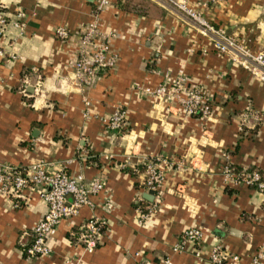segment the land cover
<instances>
[{
    "label": "crops",
    "instance_id": "obj_1",
    "mask_svg": "<svg viewBox=\"0 0 264 264\" xmlns=\"http://www.w3.org/2000/svg\"><path fill=\"white\" fill-rule=\"evenodd\" d=\"M98 1L0 0L7 20L0 37V162H44L48 173L62 169L102 184L89 197L91 206L59 221L46 239L50 253L30 259L24 247L45 205L32 190L17 207L0 195V264L76 258L79 264H159L166 257L171 264H207L213 244L251 264L264 242L261 194L226 183L219 170L227 155L234 166L264 174V79L216 54L187 17L159 0H109L97 11ZM204 1L212 24L250 51L264 50V0ZM18 11L25 14L20 28L13 24ZM94 14L117 59L97 73L84 106L71 67L79 31ZM60 26L65 39L54 34ZM178 69L184 88L198 87L210 98L207 118L185 114L175 99L157 101L140 91ZM117 108L125 111V125L109 130L100 119ZM246 109L258 119L243 117ZM152 158L164 175L156 206L141 223L134 199L151 201L141 187V163ZM91 213L106 220L107 230L84 253L69 232ZM191 226L202 233L199 255L189 242L171 252Z\"/></svg>",
    "mask_w": 264,
    "mask_h": 264
},
{
    "label": "built area",
    "instance_id": "obj_2",
    "mask_svg": "<svg viewBox=\"0 0 264 264\" xmlns=\"http://www.w3.org/2000/svg\"><path fill=\"white\" fill-rule=\"evenodd\" d=\"M159 1L187 17L197 32L208 38L216 54L226 55L233 62L256 72L260 78L264 79V50L252 52L239 40L227 34L222 27L212 24L205 17L206 1ZM108 2L109 0H99L96 10L100 11ZM24 16L23 12H16L17 21L13 22L15 27H22L21 19ZM94 16L95 18L87 22L79 31L75 58L71 67L73 85L81 91L84 106L89 103L86 94L93 85L97 73L100 70L111 68L117 59L116 53L108 51L110 36L99 31L96 14ZM6 23V17L0 8V37L5 30ZM54 34L60 39H65L68 36V32L62 26L57 27ZM2 55L3 51L0 48V56ZM167 82L170 83V88H166ZM185 82L184 73L178 69L172 77L168 71L163 72L162 80L153 88L145 86L139 87V89L145 95L153 96L157 101L175 99L187 115L198 114L207 118L211 110L210 98L198 87L184 88ZM251 112L250 109H246L243 117L250 113L257 120L258 117ZM100 121L109 130H120L125 125V111L117 108L109 116L101 118ZM225 159L219 170L223 180L228 184L251 187L259 192L261 194V209L264 213V174L255 168L234 166L229 162L227 155ZM46 165L44 162L24 166L0 162V195L11 199L12 205L17 207L19 200H25V191L32 190L37 193L45 205V212L31 227L29 242L24 247L27 259L48 255L51 249L46 244V239L54 232L59 221L74 217L82 206H91L89 197L98 193L102 188V184L97 178L86 181L81 173L70 176L62 169L48 173ZM141 175V187L151 196L150 203H145L141 196H136L134 199L138 222L142 223L153 211L159 199L164 168L160 167L157 158L145 159L141 163ZM106 230V220L91 213L88 218L69 232V236L84 253H91ZM201 240V230L194 226L188 227L181 233L180 242L174 244L170 251H181L183 244L189 242L196 247L194 254L198 256V246ZM263 255L264 242L250 257V263L259 264ZM67 262L79 264V259L76 258L72 261L67 259ZM206 262L207 264H239L238 256L228 253L220 244L211 245ZM159 264H171V262L166 257Z\"/></svg>",
    "mask_w": 264,
    "mask_h": 264
}]
</instances>
